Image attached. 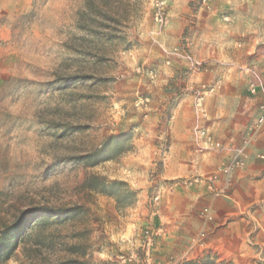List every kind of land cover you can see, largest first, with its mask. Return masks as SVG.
I'll list each match as a JSON object with an SVG mask.
<instances>
[{"label":"rangeland","instance_id":"obj_1","mask_svg":"<svg viewBox=\"0 0 264 264\" xmlns=\"http://www.w3.org/2000/svg\"><path fill=\"white\" fill-rule=\"evenodd\" d=\"M262 108L264 0H0L4 264H264Z\"/></svg>","mask_w":264,"mask_h":264},{"label":"trees","instance_id":"obj_2","mask_svg":"<svg viewBox=\"0 0 264 264\" xmlns=\"http://www.w3.org/2000/svg\"><path fill=\"white\" fill-rule=\"evenodd\" d=\"M115 139L117 138H109L104 143L101 150L90 156H87L86 159L89 161L87 162V165L89 167H95L102 162L112 159L110 152L115 153L116 151V147L112 146V142ZM88 187L93 191H97L98 193L114 198L117 204H120L121 201H125L126 199H132L135 196L134 193L129 190L127 185L123 182H103L98 186H93L90 184ZM19 226L20 223L11 227L2 228L0 230V264H4L13 256L19 242ZM185 264H214V262L210 259H205L199 262L191 261Z\"/></svg>","mask_w":264,"mask_h":264},{"label":"built area","instance_id":"obj_3","mask_svg":"<svg viewBox=\"0 0 264 264\" xmlns=\"http://www.w3.org/2000/svg\"><path fill=\"white\" fill-rule=\"evenodd\" d=\"M263 109V111H262V113L260 114V116H259V118L257 119V125H261L263 122H264V108H262ZM202 135H205V133L204 132H202ZM207 140L208 141H210V138H207ZM239 164H236V166H238ZM240 165H242V164H240ZM233 167L234 166H230V167H228L226 170H225V172H228V171H231L232 169H233ZM203 214L206 216V217H209V214H208V212L205 210L204 212H203ZM210 218V217H209Z\"/></svg>","mask_w":264,"mask_h":264},{"label":"crops","instance_id":"obj_4","mask_svg":"<svg viewBox=\"0 0 264 264\" xmlns=\"http://www.w3.org/2000/svg\"><path fill=\"white\" fill-rule=\"evenodd\" d=\"M231 85H232V83L230 82V84H229V87H231ZM175 147L177 148V149H179V150H182L183 149V146H180L179 144H175ZM230 197H232V196H230ZM248 198H250V199H253L255 196H247Z\"/></svg>","mask_w":264,"mask_h":264}]
</instances>
